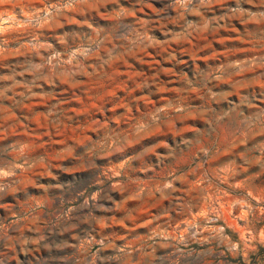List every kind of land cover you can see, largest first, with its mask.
Returning <instances> with one entry per match:
<instances>
[{"label": "rangeland", "instance_id": "374dc122", "mask_svg": "<svg viewBox=\"0 0 264 264\" xmlns=\"http://www.w3.org/2000/svg\"><path fill=\"white\" fill-rule=\"evenodd\" d=\"M0 264H264V0H0Z\"/></svg>", "mask_w": 264, "mask_h": 264}]
</instances>
